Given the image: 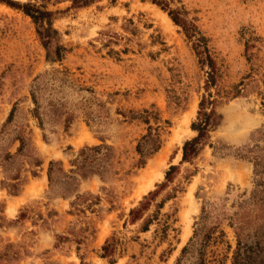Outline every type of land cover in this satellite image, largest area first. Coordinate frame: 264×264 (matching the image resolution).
<instances>
[{"label": "rangeland", "instance_id": "rangeland-1", "mask_svg": "<svg viewBox=\"0 0 264 264\" xmlns=\"http://www.w3.org/2000/svg\"><path fill=\"white\" fill-rule=\"evenodd\" d=\"M60 1L50 9L71 5ZM172 1L197 19L209 39L222 72L219 85L240 88L238 97L217 105L219 126L197 157L184 163L182 146L196 137L191 124L205 72L166 13L149 0H101L65 11L54 28L69 52L61 64H50L31 21L0 3V129L15 109L10 134L30 130L42 162L34 168L23 161L17 196L0 185V264H110L100 256L113 236L118 241L114 264H232L240 224L244 243L264 255V0ZM246 41L251 44L247 53ZM110 50L117 54L108 55ZM36 77L46 81L42 107L59 100L72 116L67 129L65 115L47 118L44 130L38 128L30 98ZM143 110L156 112L170 127L160 150L138 168L136 145L147 126L135 117ZM101 144L114 149L118 174L105 182L96 176L81 182L78 194L99 202L94 212H77L70 207L73 197L61 198L50 189L49 162L67 170L81 148ZM17 147L11 137L0 139V159ZM162 154L163 178L140 194L139 179ZM255 157L263 166L256 179ZM170 166L177 169L166 183ZM144 197L151 198L144 217L161 206L158 220L170 226L166 239L156 237V222L147 232H141L142 220L129 222V211ZM190 200L197 211L184 240Z\"/></svg>", "mask_w": 264, "mask_h": 264}, {"label": "trees", "instance_id": "trees-1", "mask_svg": "<svg viewBox=\"0 0 264 264\" xmlns=\"http://www.w3.org/2000/svg\"><path fill=\"white\" fill-rule=\"evenodd\" d=\"M99 1L101 0H70L71 5L64 11L50 9V6L55 7L59 4L61 2L60 0H26L25 2L0 0V3L27 17L33 24L36 36L46 52V61L50 64H61L66 54L69 52V49L61 43L60 33L54 28V21L65 11L85 8ZM149 1L166 13L171 22L180 29L197 59V64L200 69L205 72L204 92L198 103L196 120L191 124V130L196 133V137L185 141L182 146V162H190L197 157L202 147L206 144L209 132L220 124L221 117L216 112L217 105L221 103L222 100L238 97L240 88L239 86L233 87L232 91H230L219 85L222 79V72L217 64L215 54L210 47V41L201 32L197 25V19L191 17L190 12L183 5L175 6L172 0ZM115 2L116 0H110L111 4ZM253 40L254 39H252V41ZM249 43V41L245 43L246 53L249 47H251ZM114 54L117 53L112 50L108 52V55ZM248 61H250L249 57ZM45 86L46 81L41 80L40 77L35 78L34 84L30 90V98L33 104L31 116L37 121L38 128L43 131L44 121L47 118L56 120L65 115L66 117L63 122L64 128L67 129L72 116L64 112V106L59 100L50 99L46 102L45 106L42 107L40 100L42 99ZM262 97L264 101V95ZM179 105L180 104H178V107ZM14 112L15 109H12L7 120L0 129V139L6 136L11 137V141L18 144L15 153L11 154L10 152H5L4 156L0 159V169L3 174V180L0 185L2 188H5L11 196H17L23 184V161H28L29 166L34 168H39L42 164L31 142L30 130L26 132L21 129H14L13 134H10L12 131L9 127L13 121ZM135 118L140 119L142 123L147 126V133L141 137L136 145V153L139 156L137 167L140 168L145 164L148 158L157 153L162 147V135L165 133V129L170 127V122L161 121L159 115L150 110H143L142 114ZM151 121L155 123V128L150 125ZM239 155L240 158H245L244 154ZM18 160H21V163H19ZM114 161L115 153L111 146L101 144L83 147L77 152L75 158L69 161V169L67 170H64L60 162H49L47 170L49 187L61 198L69 199L73 197L74 199L71 201L70 207L77 212L83 213L84 210L94 212L93 206L98 204L99 199L91 195L86 197L78 194V187L81 182L89 180L94 176L98 177L103 182L111 180L118 174L114 169ZM252 161L254 163V179H256V177H261L263 174V166L257 157L252 158ZM176 169V166H170L165 173L166 183L171 182ZM31 174L36 176V172H31ZM256 185L260 186L259 183ZM262 193L263 191L261 190L259 195ZM149 196L151 197L153 195L149 193ZM91 198H94L95 201H91ZM150 203L151 198L144 197L137 207L129 211V222L135 224L142 220L141 232H147L149 226L156 222V225L160 226L155 230L156 237L158 236L161 240L166 239L167 231L170 226L167 221L161 223L158 220L161 206L157 205L156 210L152 214L144 217L149 210ZM21 216L22 215H20V217ZM247 224V222H244V225ZM243 228L241 224L236 228L238 240L232 258V264H264L263 250H257L250 246L248 247L247 244L244 243L246 237L243 235ZM117 245L118 241L114 236L106 240L101 247L102 254L100 257L102 259H110L109 263L114 264L111 258L116 252ZM260 257H263V259L257 263L256 259Z\"/></svg>", "mask_w": 264, "mask_h": 264}, {"label": "bare ground", "instance_id": "bare-ground-1", "mask_svg": "<svg viewBox=\"0 0 264 264\" xmlns=\"http://www.w3.org/2000/svg\"><path fill=\"white\" fill-rule=\"evenodd\" d=\"M190 116V115H189ZM188 123V121H187ZM188 125V124H187ZM179 133V132H178ZM177 133V134H178ZM179 137V136H178ZM175 139V138H174ZM173 139V140H174ZM179 139V138H178ZM184 139V138H183ZM177 141V140H176ZM175 140L173 142H176ZM179 142V141H178ZM182 146V141L179 142ZM167 152V151H166ZM164 154H162L159 158H158V161L154 164L155 166H151V167H148L146 172L141 176V178L139 179V193L142 194V193H145L147 192L148 190H150L154 183L159 180V179H162L163 178V169H164ZM181 155V154H180ZM46 179H44L40 185L42 187L43 185V182H45ZM190 208H189V211L187 214H185V220L187 222V225H186V228H185V232H184V236H183V239L184 240H187V237L189 236L190 234V216L191 214L195 213L197 211V208L194 206L193 204V201L190 200Z\"/></svg>", "mask_w": 264, "mask_h": 264}]
</instances>
